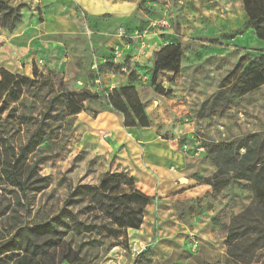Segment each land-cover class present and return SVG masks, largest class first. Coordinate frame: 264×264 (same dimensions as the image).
Instances as JSON below:
<instances>
[{
	"label": "rangeland",
	"instance_id": "obj_1",
	"mask_svg": "<svg viewBox=\"0 0 264 264\" xmlns=\"http://www.w3.org/2000/svg\"><path fill=\"white\" fill-rule=\"evenodd\" d=\"M3 1L23 7L13 29L0 16V120L23 97L34 114L52 94L90 90L98 99L75 103L79 113L60 127L52 122L55 136L29 157L30 164L39 159L33 179H44L34 186L45 188L22 193L0 172V246L17 229L53 218L77 185H97L114 164L107 168V149L114 153L133 134L149 133L134 149L131 174L152 198L139 229H119L79 203L78 219L100 233L67 231L44 263L59 264L68 253L87 264H238L227 255L229 225L245 213L264 227V210L247 182L214 192L205 179L216 171L208 144L264 133V84L242 94L243 80L225 81L239 61L244 79L264 55L252 29L235 34L247 21L241 0ZM168 44L181 48L178 73L161 71L152 85L155 55ZM17 82L21 93L12 102ZM127 86L142 104L146 128H124L106 103L107 92ZM27 135L15 128L9 140L16 149ZM5 158L0 146V169ZM10 256H0V264H12ZM263 258L264 247L247 256L251 264Z\"/></svg>",
	"mask_w": 264,
	"mask_h": 264
},
{
	"label": "trees",
	"instance_id": "obj_2",
	"mask_svg": "<svg viewBox=\"0 0 264 264\" xmlns=\"http://www.w3.org/2000/svg\"><path fill=\"white\" fill-rule=\"evenodd\" d=\"M241 3L247 21L235 34L241 33L243 29H252L255 36L264 41V0H241ZM22 7H9L5 1L0 0V16L6 18L7 28L13 29L20 21ZM180 57L181 48L178 44L163 46L155 55L151 84H155L156 76L161 71L177 74ZM258 60L259 65L252 68L244 79L241 74L238 75L241 65L239 61L225 81L233 79L234 84L243 80L242 94L258 88L264 84V55H260ZM15 86H19V83L12 85L11 90H18L12 102H17L21 93ZM24 99L21 98L18 105L13 106L5 118L0 120V146L6 157L0 172L10 186L22 193L45 188V184L34 186L44 182L43 178L33 179L39 159L31 164L28 160L42 143L55 136L52 122H59L60 127L64 119L74 118L79 113L80 107L75 103L98 99V94L90 90L52 94L37 114L26 106ZM105 100L108 106L122 115L124 128L148 127L142 104L132 86L112 89L107 92ZM3 111L4 108H1L0 113ZM22 127L28 135L24 143L15 149L9 140L10 132L15 128L19 131ZM206 152L216 168L215 173L205 179L206 184L214 192H219L231 181H245L249 184L254 200L264 210V133H253L226 143H210ZM151 200V197L136 189L134 178L128 173H105L97 185H77L70 190L63 207L46 223L17 229L15 235L0 246V256L9 253L12 264H45L44 259L55 254L67 231L76 234L100 233V226L78 219L73 207L79 203H86L90 211L119 229L137 230L142 223L144 209ZM228 230L227 255L238 264H251L247 256L256 247H264V227L251 224L245 213H241L231 221ZM256 262L264 264V258ZM63 263L87 264L77 255L69 257L68 253L60 257L59 264Z\"/></svg>",
	"mask_w": 264,
	"mask_h": 264
},
{
	"label": "crops",
	"instance_id": "obj_3",
	"mask_svg": "<svg viewBox=\"0 0 264 264\" xmlns=\"http://www.w3.org/2000/svg\"><path fill=\"white\" fill-rule=\"evenodd\" d=\"M86 4L90 5V8L92 7V4L89 2H86ZM85 4V5H86ZM134 139L129 140L125 139L126 141V147L121 148L120 150L115 151L114 153H110L107 149V160L109 161L107 164V168H110V161L114 164H112V168L109 172H128L133 174L132 167L133 165L137 164L136 161V153L134 149L139 148L138 142L140 144H144L149 142V133H141V134H133ZM108 173V171H107Z\"/></svg>",
	"mask_w": 264,
	"mask_h": 264
},
{
	"label": "built area",
	"instance_id": "obj_4",
	"mask_svg": "<svg viewBox=\"0 0 264 264\" xmlns=\"http://www.w3.org/2000/svg\"><path fill=\"white\" fill-rule=\"evenodd\" d=\"M187 147L184 145L183 146V149H186ZM191 248H192V250H194V249H196L197 248V244L196 243H191Z\"/></svg>",
	"mask_w": 264,
	"mask_h": 264
}]
</instances>
